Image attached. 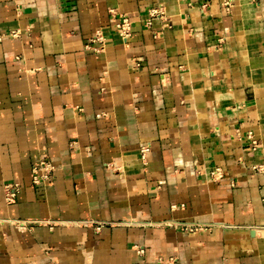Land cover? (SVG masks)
<instances>
[{
    "label": "crops",
    "instance_id": "obj_1",
    "mask_svg": "<svg viewBox=\"0 0 264 264\" xmlns=\"http://www.w3.org/2000/svg\"><path fill=\"white\" fill-rule=\"evenodd\" d=\"M222 1L0 0V264H264V0Z\"/></svg>",
    "mask_w": 264,
    "mask_h": 264
},
{
    "label": "built area",
    "instance_id": "obj_2",
    "mask_svg": "<svg viewBox=\"0 0 264 264\" xmlns=\"http://www.w3.org/2000/svg\"><path fill=\"white\" fill-rule=\"evenodd\" d=\"M222 7L228 11L230 6L232 5V0H223L221 3ZM205 4L201 5V8H204ZM148 14L151 18L155 16H161L163 15L162 12H160L159 7H153L150 6L148 8ZM113 16V13H112ZM116 20L113 24V31L120 37V39L126 43L127 39L130 37L132 32V24L129 20V18L126 15L119 14L116 16H113ZM148 23H150V19H148ZM11 36L16 35V31L10 32ZM105 43V37L101 33V31L97 30L93 36L89 39L87 43H85V48H91L95 52H98L99 50H102ZM94 44V45H92ZM252 144H255L254 141H252ZM149 151L148 145H142L139 149V155L141 161L145 162L146 157ZM211 173H217V169H214L211 171ZM53 178V166L51 163L46 159H41L40 161L33 163L31 167V183L33 185L45 183L50 184L52 182ZM20 191V185L17 182H9L3 185V197L4 200L8 203L13 202L17 196V194ZM16 224L21 227L23 226V223L21 220L16 221ZM99 228V225L96 227ZM187 231H192L193 229H196L195 227H183Z\"/></svg>",
    "mask_w": 264,
    "mask_h": 264
}]
</instances>
